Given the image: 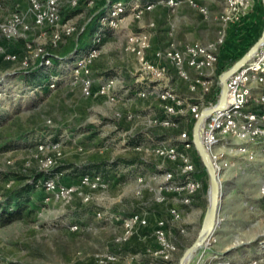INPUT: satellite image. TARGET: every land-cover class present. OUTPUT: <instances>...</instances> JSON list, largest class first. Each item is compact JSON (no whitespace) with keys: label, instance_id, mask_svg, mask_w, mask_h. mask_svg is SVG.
<instances>
[{"label":"rangeland","instance_id":"rangeland-1","mask_svg":"<svg viewBox=\"0 0 264 264\" xmlns=\"http://www.w3.org/2000/svg\"><path fill=\"white\" fill-rule=\"evenodd\" d=\"M87 1L71 6L64 0L57 24L36 27L28 0H0V28L17 12L29 24L28 29L19 27L15 36L0 40L4 46L0 52V207L12 204L22 211V217L0 223V264L159 263L162 245L155 229L160 218L169 221L167 238L177 247L172 263L179 264L201 227L209 201V175H202L207 182L206 203L194 230L187 221L171 225L167 211L180 207L181 195L159 187L163 171H173L179 180L180 165L160 156L156 147L162 141L180 145L183 131L192 136V117L184 113L177 126L161 125L157 119L166 115V101L146 89L157 82L169 86L178 81L181 98L193 101L199 93L185 89L188 83L179 80L172 64L164 76H154L145 60L157 62L156 52L170 42L166 24L179 44L176 29L183 41L195 39L194 34L202 41L214 39L226 2L196 0L210 10V18L204 19L186 0L175 11L161 0ZM119 2L127 6L125 19L119 22V32L110 36L98 32L100 51L87 66L92 80V92L87 94L82 72L78 78L72 76L75 61L91 46L79 32L93 25L94 29L107 27L101 18ZM148 2L155 5L141 18H133L131 8ZM67 27L74 28L70 35L65 34ZM263 30L264 4L254 0L251 9L232 23L217 70L227 69L242 57ZM142 31L148 34L150 46L138 53L131 50L130 38ZM57 33L60 40L53 46ZM106 37L109 41L104 44ZM27 41L54 55L51 71L57 68L53 75L59 77L54 87L47 77L38 82L37 75L45 76L49 68L39 60L33 59L25 68L20 61L4 57V52L23 53ZM111 76L117 78L114 100L96 94ZM194 149L193 158L203 171L205 166ZM229 158L247 163L239 154ZM103 160L107 163L97 170L94 163ZM42 170L45 177H38ZM230 170L235 174L221 179L225 196L221 197L219 224L190 264H264V154L244 171ZM13 207L8 208L14 211ZM134 212L143 213L148 221L128 229L124 219ZM179 224L189 228L179 233L175 228Z\"/></svg>","mask_w":264,"mask_h":264},{"label":"built area","instance_id":"built-area-1","mask_svg":"<svg viewBox=\"0 0 264 264\" xmlns=\"http://www.w3.org/2000/svg\"><path fill=\"white\" fill-rule=\"evenodd\" d=\"M34 13L33 22L36 27L55 25L60 18V7L64 0H28ZM71 6H78L81 0H67ZM96 0H88V4ZM169 4L172 11L183 2V0H161ZM191 5L198 8V11L204 19L210 18V10L205 5H200L196 0H186ZM226 8L219 15L220 24L217 29V35L214 39L195 40L179 46L174 38V31L169 29L167 43L163 51L156 52L157 62L145 60L146 68L154 76H164L170 65L174 66L177 76L188 83V89L192 93H199V96L193 101H188L179 96L174 89H158L156 85L151 84L146 91L156 93L164 101L166 115L160 116L157 120L163 126L175 127L179 124V116L189 113L192 118L200 115L201 109L206 106H215L220 96L221 86L217 70L219 53L221 47L225 44L229 29L232 23L237 22L250 10L254 0H225ZM155 4L148 2L145 4H136L131 8V15L139 19L150 10ZM127 6L122 2L114 7L107 15L101 18L104 25L117 28L119 22L125 19L124 12ZM21 29H28L29 24L25 21V15L21 12L14 13L12 21L6 26L0 28V40L4 37H13ZM100 27V30H102ZM73 27H67L65 34L70 35ZM60 35L57 33L52 39V45L59 43ZM131 50H137L138 53L150 46L149 36L142 31L133 34L130 38ZM101 36L97 34L93 39L91 46L74 63L75 69L72 76L78 78L82 75L81 81L85 93L90 94L92 80L89 77L88 64L98 55L100 51L99 44ZM3 45L0 43V52H3ZM3 54V53H2ZM6 59L18 60L25 67L31 66V61L36 59L41 62L45 68L53 64L54 55L45 51L42 46H35L32 42L25 43L24 52H4ZM60 57H58L59 59ZM148 59V58H147ZM163 61V62H161ZM57 74H51L47 77V82L54 87ZM116 77H109L102 82L96 89V94L105 95L115 99L113 89L116 85ZM139 93H145L140 91ZM201 137L205 148L210 153L217 171L220 176L228 169L244 171L249 162L254 161L259 154H264V42L253 56L241 66V68L228 78V101L223 108L215 110L203 122L201 127ZM181 143L170 144L162 141L156 147V152L170 161L179 163V180H176V174L171 171H163V184L160 189L163 192L182 193V201L185 204H192L194 197L203 189L204 181L198 175L199 165L194 160L195 146L191 141V134L183 131L180 134ZM44 145L40 144V148ZM239 154L245 159V165L238 163L236 159L229 158V155ZM51 159L47 158L46 163ZM45 163V164H46ZM99 174L97 178H99ZM154 178H158L156 175ZM140 180H142L140 178ZM48 183V182H47ZM48 184H51L50 182ZM261 190L264 193V182ZM171 225L180 222L183 219V211L177 206L169 208ZM147 219L141 212H134L125 217V226L128 229L136 225H144ZM169 221L160 218L157 220L155 234L160 239L162 249L160 255L162 262L155 264H173L172 254L176 250L174 242L167 238ZM184 231V229H181Z\"/></svg>","mask_w":264,"mask_h":264},{"label":"water","instance_id":"water-1","mask_svg":"<svg viewBox=\"0 0 264 264\" xmlns=\"http://www.w3.org/2000/svg\"><path fill=\"white\" fill-rule=\"evenodd\" d=\"M263 4H264V0ZM264 42V30L261 36L255 41V43L246 51V53L236 60L230 67L225 69L219 74L220 80V96L215 106H206L201 109L200 115L196 118L193 130L192 139L202 163L204 164L207 173L209 175V201L207 210L199 229L197 237L190 246L185 248L182 253L179 264H190L193 256L202 247L205 242L213 235L217 225L219 224V208L222 197V184L220 179V173L217 171L213 159L205 148L201 137V127L205 119L213 113L215 110L223 108L227 105L228 101V78L238 71L243 64H245L253 54L260 48Z\"/></svg>","mask_w":264,"mask_h":264},{"label":"crops","instance_id":"crops-1","mask_svg":"<svg viewBox=\"0 0 264 264\" xmlns=\"http://www.w3.org/2000/svg\"><path fill=\"white\" fill-rule=\"evenodd\" d=\"M97 1V0H96ZM99 4V3H98ZM167 5V4H166ZM97 6V5H96ZM169 6V5H168ZM170 7V6H169ZM171 9V8H170ZM178 14H179V11H178V13H176V14H174V15H177L178 16ZM198 14L200 15V16H202L201 14H200V12H198ZM173 15V16H174ZM167 26H166V30L168 31L169 30V27H168V24H166ZM94 27H95V25H93V27H91L90 29H87V30H85L83 33H82V31H80L79 33H82L81 34V37L80 38H83V39H86L87 41V43H91L92 44V42H93V39H92V37H94L95 35H97L98 34V32H101L104 36L106 35H108V36H110V35H112V34H114V33H116V32H119L118 30L119 29H117V28H114V27H110V26H107V27H103V28H101L102 30H100V27H98V28H96V29H94ZM93 28V29H92ZM199 29H197L196 31H198ZM92 31V32H91ZM166 31V32H167ZM176 38L179 40V41H181V42H184V44L185 43H188V42H191V41H195V40H200V38L201 37H198L197 38V36H199V35H195L194 34V36H193V38H195V39H193V40H191V41H183V40H181L182 39V37H180V36H178V34H179V32H178V30L176 29ZM167 36V35H166ZM180 38V39H179ZM92 39V40H91ZM89 40V41H88ZM108 41H109V39L106 37V40L104 41V44L106 43H108ZM180 42V44L181 45H183V43H181ZM48 71H50V73H51V66L48 68ZM53 71V70H52ZM55 71H57V68H56V70ZM55 71H53V72H55ZM54 74V73H53ZM174 77H176V75H174ZM176 79H178L177 77H176ZM179 80H181L182 82H183V80L182 79H180L179 78ZM176 82H178V81H174V82H172L169 86H167V85H164V86H162L161 85V83L160 82H157L156 84H154V85H156V88H158L159 90L160 89H167V88H169V89H174V90H177V92H178V90H180V87H178L177 85H176ZM184 83H186L185 81H184ZM184 85V84H183ZM186 90H189L188 89V87L187 88H185ZM206 172H207V170H206V168L203 170V171H201V168L199 169V171H198V175L201 177V178H203L202 177V175L203 174H206ZM235 173L233 172V171H231L230 169H228V170H226L221 176H220V179H222L223 180V176H233ZM203 181H204V178H203ZM223 183V181H221V184ZM206 188H207V182L206 181H204V186H203V189L194 197V200H193V203L192 204H185L184 203V201H182V197H183V195L184 194H182V193H177V194H180L181 195V197H180V207H178L179 209H181L182 211H183V219L180 221L181 223H183V224H185V222L187 221V222H189L190 224H191V229L192 230H194V228L196 227V225H197V223H198V221H199V219H200V217H202V213H203V210H204V208H205V204L204 203H206ZM172 194V193H171ZM225 196V194H222V196ZM221 200H223V198H221ZM225 200V199H224ZM220 205H221V202H220ZM189 208H191V209H189ZM169 210V209H168ZM206 210H207V208L205 209V211H204V215H203V219H204V216H205V213H206ZM219 210H220V208H219ZM168 212V216L170 217V214H169V211H167ZM201 220V219H200ZM202 222H203V220H202ZM202 225V224H201ZM184 225H181V224H179V225H177L175 228H177L176 229V231H178L179 233H181V232H184V231H182L181 229L183 228H186L187 227V229L189 228V226H186V227H183ZM155 227V226H154ZM150 230H153V229H150Z\"/></svg>","mask_w":264,"mask_h":264},{"label":"trees","instance_id":"trees-1","mask_svg":"<svg viewBox=\"0 0 264 264\" xmlns=\"http://www.w3.org/2000/svg\"><path fill=\"white\" fill-rule=\"evenodd\" d=\"M85 30H83L82 31V33L84 32ZM81 33V34H82ZM227 41V40H226ZM220 56V55H219ZM58 58V57H57ZM219 59H220V57H219ZM58 60V59H57ZM234 63V61H232V63L231 64H233ZM44 71H45V69H44ZM53 71H55L54 69H53ZM53 71H51V73H50V71H48L47 73H46V75L44 76L43 74H41V75H37L38 76V78H39V80H38V82H41L44 78H46V77H49L51 74H53V73H57L56 71L55 72H53ZM224 71V70H223ZM218 72H222V71H220V70H218ZM40 74V73H39ZM41 80V81H40ZM39 85H41V83L39 84ZM42 86V85H41ZM194 122H195V119L194 118H191V121H190V123H189V126H190V128H191V130L193 129V125H194ZM192 137V136H191ZM124 160H126V161H130V160H128V159H124ZM107 162L106 161H99V162H96V163H94V166L96 167V169L97 170H99L101 167H103V165H105ZM96 170V171H97ZM96 174V173H95ZM45 175H46V173H45V171L44 170H42V171H40L39 172V174H38V177H45ZM12 201V200H11ZM12 203V202H11ZM8 207H13V205L12 204H9L6 208H4V209H1L2 207H0V223H5V222H10V221H12V220H14V219H17V218H20V217H22V211H21V209H18V208H16L15 209V207H13L14 209V211H10V209L8 208Z\"/></svg>","mask_w":264,"mask_h":264},{"label":"bare ground","instance_id":"bare-ground-1","mask_svg":"<svg viewBox=\"0 0 264 264\" xmlns=\"http://www.w3.org/2000/svg\"><path fill=\"white\" fill-rule=\"evenodd\" d=\"M206 242H207V241H206ZM206 242H205V243H206Z\"/></svg>","mask_w":264,"mask_h":264}]
</instances>
